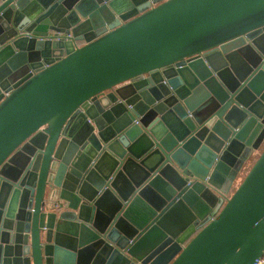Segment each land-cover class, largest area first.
<instances>
[{"label":"water","instance_id":"obj_1","mask_svg":"<svg viewBox=\"0 0 264 264\" xmlns=\"http://www.w3.org/2000/svg\"><path fill=\"white\" fill-rule=\"evenodd\" d=\"M263 250L264 0H0V264Z\"/></svg>","mask_w":264,"mask_h":264},{"label":"built area","instance_id":"obj_2","mask_svg":"<svg viewBox=\"0 0 264 264\" xmlns=\"http://www.w3.org/2000/svg\"><path fill=\"white\" fill-rule=\"evenodd\" d=\"M256 264H264V250L260 258L257 259Z\"/></svg>","mask_w":264,"mask_h":264},{"label":"trees","instance_id":"obj_3","mask_svg":"<svg viewBox=\"0 0 264 264\" xmlns=\"http://www.w3.org/2000/svg\"><path fill=\"white\" fill-rule=\"evenodd\" d=\"M249 166H250V163H248V164L245 166V168L241 171V176H240V178L243 177V175L246 173V171H247V169L249 168ZM238 182H239V181H238Z\"/></svg>","mask_w":264,"mask_h":264},{"label":"crops","instance_id":"obj_4","mask_svg":"<svg viewBox=\"0 0 264 264\" xmlns=\"http://www.w3.org/2000/svg\"><path fill=\"white\" fill-rule=\"evenodd\" d=\"M253 160V159H252ZM251 161V160H250ZM250 161L248 163H250Z\"/></svg>","mask_w":264,"mask_h":264}]
</instances>
